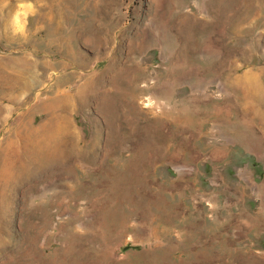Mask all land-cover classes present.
I'll list each match as a JSON object with an SVG mask.
<instances>
[{"label":"rangeland","instance_id":"obj_1","mask_svg":"<svg viewBox=\"0 0 264 264\" xmlns=\"http://www.w3.org/2000/svg\"><path fill=\"white\" fill-rule=\"evenodd\" d=\"M0 264H264V0H0Z\"/></svg>","mask_w":264,"mask_h":264},{"label":"bare ground","instance_id":"obj_2","mask_svg":"<svg viewBox=\"0 0 264 264\" xmlns=\"http://www.w3.org/2000/svg\"><path fill=\"white\" fill-rule=\"evenodd\" d=\"M69 34H70V32H69ZM79 60H81V61L79 62ZM79 60H78V58L75 59L76 65L78 67L79 66H83L84 63H85V60L84 61H82V59H79ZM61 64H63V62H55V63L38 62V61L33 62V61H29L27 59L26 61H23L22 62L21 68L19 69V72H18V75L16 76V78H11V79H13V83H12L11 87L15 88L17 86H22L23 88H28L30 86V84H28L29 82L26 81V79H27L26 76L28 74H32L33 71H34V69L39 70L41 68L44 71H49L52 68H56L57 66H59ZM84 67H86V66H84ZM40 77H41V75H37V79H40ZM28 78L30 79L31 77H28ZM87 88H88V83H86L83 86H81L78 94L77 95H74L75 100L82 101L83 103H85L86 100H85V96L84 95L86 93ZM58 93L61 96L55 97V98L49 100L48 103H42L41 102L40 104H38V107L36 106L37 107V110H44V111H46V114L50 118L49 124L47 125L48 126V130H47V133L45 135L46 139L48 138L49 140H50V137L51 136H55L59 132L61 133L60 135H65V132H66L65 131V127L60 123V121L64 117L63 114L66 113V112H69V109L68 108L70 106H68L67 103L68 102L71 103V102L74 101V99L71 98L73 96L68 97V95L65 96L64 94H61L60 92H58ZM45 127H46V125H45ZM25 134H26L25 137H28V139L30 141H33L34 143H36V141L39 139L38 136H37V131L34 130V129H32V128H30V127L28 128V130L26 131ZM46 143L48 144V141H46ZM46 143H42V145H44ZM31 144H32V142H31ZM42 145H40V143L39 144H37V143L34 144L35 147H39V146H42ZM39 154H40V152H39Z\"/></svg>","mask_w":264,"mask_h":264}]
</instances>
